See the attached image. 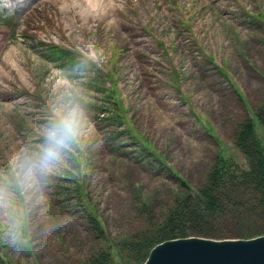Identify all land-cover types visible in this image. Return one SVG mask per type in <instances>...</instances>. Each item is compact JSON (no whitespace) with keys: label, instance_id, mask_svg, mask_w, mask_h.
Wrapping results in <instances>:
<instances>
[{"label":"rangeland","instance_id":"374dc122","mask_svg":"<svg viewBox=\"0 0 264 264\" xmlns=\"http://www.w3.org/2000/svg\"><path fill=\"white\" fill-rule=\"evenodd\" d=\"M9 1L0 64L13 53L19 68L0 88V264L85 263L136 227L144 204L168 207L178 177L197 188L218 155L247 167L233 133L264 101V0H102L108 22L74 29L60 0ZM72 108L71 146L26 174Z\"/></svg>","mask_w":264,"mask_h":264},{"label":"trees","instance_id":"16d2710c","mask_svg":"<svg viewBox=\"0 0 264 264\" xmlns=\"http://www.w3.org/2000/svg\"><path fill=\"white\" fill-rule=\"evenodd\" d=\"M53 54L76 61L67 49L53 48ZM250 109L252 113L237 122L233 133L247 167L218 155L197 188L178 177V190L168 207L156 213L144 204L136 227L122 239H108L107 249L80 264H117L114 253L120 255L121 264H143L156 245L189 236L223 240L264 235V144L256 131V121L264 128V101ZM91 219L106 234L95 212Z\"/></svg>","mask_w":264,"mask_h":264},{"label":"water","instance_id":"95a60500","mask_svg":"<svg viewBox=\"0 0 264 264\" xmlns=\"http://www.w3.org/2000/svg\"><path fill=\"white\" fill-rule=\"evenodd\" d=\"M143 264H264V235L250 239H171L156 245Z\"/></svg>","mask_w":264,"mask_h":264},{"label":"clouds","instance_id":"9594fccd","mask_svg":"<svg viewBox=\"0 0 264 264\" xmlns=\"http://www.w3.org/2000/svg\"><path fill=\"white\" fill-rule=\"evenodd\" d=\"M81 119V112L76 108L54 119L48 126L43 151L28 164L26 174L49 168L71 146L78 135Z\"/></svg>","mask_w":264,"mask_h":264},{"label":"bare ground","instance_id":"6f19581e","mask_svg":"<svg viewBox=\"0 0 264 264\" xmlns=\"http://www.w3.org/2000/svg\"><path fill=\"white\" fill-rule=\"evenodd\" d=\"M1 1V0H0ZM51 2H57V0H50ZM62 3L61 11L64 15L65 21L70 25L71 29H74L77 20L86 23L89 20H109L111 17V4L109 2H103L102 0H60ZM10 7L13 8L21 3V0H10ZM73 20V22H71ZM108 22V21H107ZM0 39V46L2 45ZM8 65L19 68L13 59V53H9L4 57L0 64V88L4 81L5 69ZM4 70V71H3Z\"/></svg>","mask_w":264,"mask_h":264}]
</instances>
